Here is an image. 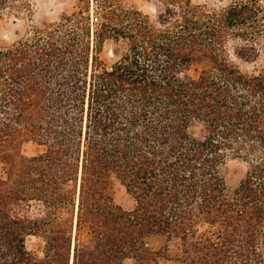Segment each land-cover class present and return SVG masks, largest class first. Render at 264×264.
Masks as SVG:
<instances>
[{"label": "trees", "instance_id": "1", "mask_svg": "<svg viewBox=\"0 0 264 264\" xmlns=\"http://www.w3.org/2000/svg\"><path fill=\"white\" fill-rule=\"evenodd\" d=\"M76 1L0 41V264H264V0Z\"/></svg>", "mask_w": 264, "mask_h": 264}, {"label": "rangeland", "instance_id": "2", "mask_svg": "<svg viewBox=\"0 0 264 264\" xmlns=\"http://www.w3.org/2000/svg\"><path fill=\"white\" fill-rule=\"evenodd\" d=\"M129 7H137L142 11L154 14L157 12L159 5L155 0H124ZM196 4H209L214 6H224L232 3L233 0H193ZM33 12L28 11L16 12L13 9L4 11L2 19H0V41L7 40L9 42L17 38L16 33L20 32L21 35L30 32L32 26L45 27L48 24L60 21L65 15L71 14L77 9L76 0H32ZM102 59L109 65L113 64L116 57L113 53V46L107 44L103 53ZM243 69L250 72L256 69L264 67V38L262 47V56L254 63L242 62ZM204 66L198 65L193 67L191 73L198 74ZM193 133L200 135L202 132L201 126H195ZM45 147H41L36 142H26L23 147L24 155L28 157L35 156L38 153L44 151ZM229 173L232 179L237 180L243 175L246 164L241 160H231L228 164ZM111 190L117 195L118 201H126L124 195L126 193L125 187L118 180H113L111 183ZM84 240H88L87 235ZM27 245L31 252L37 254L40 257L44 256L45 241L36 236H29L27 239ZM129 264H135L134 261ZM159 264H182L177 260H170L166 258H160Z\"/></svg>", "mask_w": 264, "mask_h": 264}, {"label": "bare ground", "instance_id": "3", "mask_svg": "<svg viewBox=\"0 0 264 264\" xmlns=\"http://www.w3.org/2000/svg\"><path fill=\"white\" fill-rule=\"evenodd\" d=\"M73 261H74V260H72V264H73Z\"/></svg>", "mask_w": 264, "mask_h": 264}]
</instances>
